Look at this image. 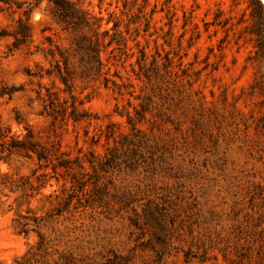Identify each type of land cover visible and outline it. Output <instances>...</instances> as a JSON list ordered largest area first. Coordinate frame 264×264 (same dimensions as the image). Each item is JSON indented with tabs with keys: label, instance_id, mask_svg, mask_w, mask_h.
<instances>
[{
	"label": "rangeland",
	"instance_id": "374dc122",
	"mask_svg": "<svg viewBox=\"0 0 264 264\" xmlns=\"http://www.w3.org/2000/svg\"><path fill=\"white\" fill-rule=\"evenodd\" d=\"M81 1L98 31L63 29L50 0H0L1 133L16 143L29 129L52 149L49 166L0 152V263L38 240L19 214L52 212V229L134 248L135 264H264L257 0ZM80 34L100 41L101 72L77 53ZM60 71L79 121L45 107L68 96Z\"/></svg>",
	"mask_w": 264,
	"mask_h": 264
},
{
	"label": "trees",
	"instance_id": "16d2710c",
	"mask_svg": "<svg viewBox=\"0 0 264 264\" xmlns=\"http://www.w3.org/2000/svg\"><path fill=\"white\" fill-rule=\"evenodd\" d=\"M40 1V0H39ZM53 3L55 15L58 21L67 31H80L85 27H91L98 31L100 27V17L92 14L83 6L81 0H50ZM260 5L259 21L257 22L256 44L254 59L257 62V71L253 92L260 97L258 101L261 108L258 126L264 135V11L262 2L257 0ZM5 8H2V10ZM20 21V31L24 36L28 35V28L25 23ZM76 51L81 56L82 61L91 64V68L101 72L104 66L101 57V44L98 39H88L85 34H80L75 39ZM17 46V45H16ZM68 74V73H67ZM60 71V78L65 85L63 92L67 97H60L56 91L48 93V101L45 104L48 113L54 117L72 118L79 121L85 117L86 111L79 108L82 101L78 99L73 91L70 77ZM0 127V146L1 153L9 155L14 150L23 152L24 155H35L39 163L44 166L52 164V149L46 145L33 140V134L28 129L26 139H20L14 143L12 137L7 138V134L1 133ZM92 162L94 161V154ZM4 157L1 158H5ZM82 167V161L77 160ZM90 161V159H89ZM91 162V161H90ZM69 164V163H68ZM59 165L71 167L64 161H59ZM72 197L57 210V215L63 213L65 209L71 207ZM18 232L29 234L35 232L38 240L31 245L21 256L14 259L12 264H135V249L121 250L114 247L100 248L97 245L84 242L85 234L76 228L52 229V212L46 216H34L30 218L26 214H19L16 218ZM2 264V263H0Z\"/></svg>",
	"mask_w": 264,
	"mask_h": 264
},
{
	"label": "bare ground",
	"instance_id": "6f19581e",
	"mask_svg": "<svg viewBox=\"0 0 264 264\" xmlns=\"http://www.w3.org/2000/svg\"><path fill=\"white\" fill-rule=\"evenodd\" d=\"M264 1V0H263Z\"/></svg>",
	"mask_w": 264,
	"mask_h": 264
}]
</instances>
